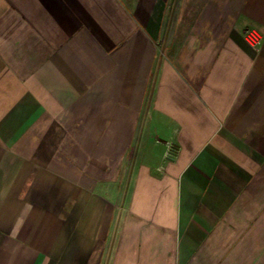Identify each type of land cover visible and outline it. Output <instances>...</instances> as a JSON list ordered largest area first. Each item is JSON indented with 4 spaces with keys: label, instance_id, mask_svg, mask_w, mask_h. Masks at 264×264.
<instances>
[{
    "label": "crops",
    "instance_id": "obj_1",
    "mask_svg": "<svg viewBox=\"0 0 264 264\" xmlns=\"http://www.w3.org/2000/svg\"><path fill=\"white\" fill-rule=\"evenodd\" d=\"M0 264H264V0H0Z\"/></svg>",
    "mask_w": 264,
    "mask_h": 264
},
{
    "label": "built area",
    "instance_id": "obj_2",
    "mask_svg": "<svg viewBox=\"0 0 264 264\" xmlns=\"http://www.w3.org/2000/svg\"><path fill=\"white\" fill-rule=\"evenodd\" d=\"M244 38L251 47L258 48L262 40V35L256 28H247Z\"/></svg>",
    "mask_w": 264,
    "mask_h": 264
}]
</instances>
